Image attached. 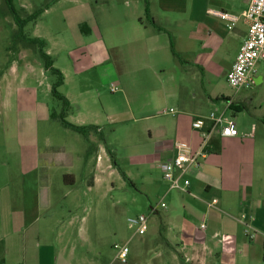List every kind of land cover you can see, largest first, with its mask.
<instances>
[{
  "label": "crops",
  "instance_id": "0c3cea01",
  "mask_svg": "<svg viewBox=\"0 0 264 264\" xmlns=\"http://www.w3.org/2000/svg\"><path fill=\"white\" fill-rule=\"evenodd\" d=\"M99 1L106 9H101L97 17L93 2ZM112 1L58 0L38 20L40 23L50 13L56 15L64 9L62 20L54 21L53 29L67 32L78 42L70 51L68 69L59 68L65 79L59 89H65L62 95L71 104L68 116L77 118L73 122L77 126L96 127L98 131L87 140L88 144L97 145L94 134L102 135L106 124L123 121L105 108L89 104L93 79H97V86L111 84L118 88V83L125 90L124 78L132 76L131 97L133 102L140 103L136 105L138 112L147 107L157 108L159 100L175 107L165 112L173 116V121L159 122L147 129L149 140L156 143L157 168L174 157L171 144L177 140L188 141L204 154L199 167L184 176L190 181L188 192L167 189L164 194L173 205L164 209L163 226L168 231L173 229L177 248L166 237L168 248L155 258L141 260L150 243L145 238L148 232L144 236L132 235L125 240L129 241V260L132 264H155V259L157 264H262L264 119L260 127L254 123L240 129L237 116L248 108L247 103L211 89V75L216 73L226 79L247 37L246 23L241 19L229 30L218 18L205 21L198 14L195 19L187 18L180 5L162 0L161 21L155 19L150 6L154 25L144 19L145 0H119L122 10H111ZM31 6L24 4L20 8L29 13L42 6V0ZM244 11L237 6L225 12L241 16ZM6 15L0 13V27L2 16ZM82 25L87 26L89 34L82 33ZM171 45L182 61L173 56ZM47 53L54 58L49 50ZM2 66L0 51V119L4 118L0 120V264H89L82 254L67 249L72 224H61L62 219L52 210V193L59 183L56 178L62 165L57 164L55 157L62 153L53 150L55 147L47 137L43 145L41 142L40 123L51 120L50 109L36 105L37 109L29 114L27 104L22 103L13 122L14 67L3 70ZM41 76L46 77V72ZM263 84L264 73L259 74L256 68L255 85ZM125 98L129 103L130 97ZM211 113L234 119L239 136L223 137L221 127H217L203 144L193 122ZM151 117L136 121H148ZM187 124L190 126L186 127ZM210 125L207 121L206 129ZM211 153L216 158H211ZM100 158L103 160L102 155ZM215 199L218 203L208 207ZM194 222H199V226L195 227ZM202 224L205 229H201ZM109 264H114V260Z\"/></svg>",
  "mask_w": 264,
  "mask_h": 264
},
{
  "label": "rangeland",
  "instance_id": "374dc122",
  "mask_svg": "<svg viewBox=\"0 0 264 264\" xmlns=\"http://www.w3.org/2000/svg\"><path fill=\"white\" fill-rule=\"evenodd\" d=\"M38 1L41 2V0H13V5L20 10L21 5L27 4L33 7L38 4ZM147 1L149 10L150 6L153 9L155 19L161 21L164 18L162 0ZM0 2L2 4L0 13L7 14L4 0ZM51 4L53 0H42V6L32 8L29 13L46 5L50 7ZM170 4L180 5L187 18L195 19L198 14L205 21L209 18H218L210 14L211 10L231 11L237 6L242 9L247 8L244 0H170ZM93 5L97 17L101 9H106L103 8L104 4L101 1L98 4L93 2ZM119 5V0H114L110 9L122 10ZM63 10L56 15L50 13L44 17L43 21L38 22L39 24L28 25L25 32L31 38L39 37L47 40L45 51L49 50L54 55L53 60L58 61L54 67L65 70L71 62L69 60L70 51L76 47L78 42L72 36L70 38L67 32L58 33L53 29V24H55L53 22L59 23L62 20L63 12L65 13ZM144 19L149 21L146 16ZM2 20L0 27L2 67L3 70L7 66L13 65L14 67L11 77L13 122L18 113L17 108L22 103L27 104L30 109L29 114H32L38 105L39 107L48 106L50 111L60 113L62 104L52 96L50 91L56 77L50 73L42 77L41 74L45 70L35 49L15 41L14 35L18 30L15 18L7 14L2 16ZM114 63L116 64L115 60ZM257 69L259 74L264 73V62L259 63ZM211 76L213 91L220 95L234 97L237 102L247 103L248 108L237 116L240 129H247L254 123L257 127L262 126L264 84L255 85L253 89L242 90L236 94L224 77L216 73ZM131 79L132 76L124 78V83L127 85L125 90L115 83L119 88L117 93L111 92V84L100 87L96 85L97 79H93L94 87L91 89L94 91L89 98L91 100L89 104L105 108L110 115L116 114L123 121L106 124L102 135L95 137L94 134V142L98 146L88 144L86 138L64 128L59 122L50 120L40 123L42 145L44 138L47 137L52 142L51 145L55 147L53 150L62 153L55 157L59 162L56 161L57 164L62 165L58 169L59 173L56 178L59 183L54 186L55 190L52 193L55 206L52 210L57 213L58 218L62 219L61 224L69 222L72 224L73 229L70 231L72 238L67 244V249L75 250L78 255L82 254L89 264L112 262L116 253L113 246L125 242L134 233V228L129 225L128 220L140 215L148 217L149 231L145 238L150 239L149 245L141 255V260L155 258L158 252L168 248L166 237L171 240L172 247H176L173 229L168 231V228L163 226L166 211L161 208L162 202L168 206V209L173 205L171 198L164 196L167 189H170V184L156 166L157 159L154 156L156 143L154 140H149L147 133L150 126L159 122L173 121V116L165 114L173 106L163 105L159 100L157 108L147 107L145 111L144 108L138 112L136 105L140 103L133 102L131 97L133 95ZM207 85L206 81V87ZM58 91L61 94L66 93L64 88ZM125 97H130L129 103ZM150 104L146 103L148 106ZM149 116L152 117L148 121H136V119ZM67 121L74 124L77 118L69 114ZM188 126L190 125L187 124L186 127ZM101 155L103 160L100 158ZM211 158H216L215 154L211 153ZM99 163L100 165L97 166ZM71 174L74 177L70 176L67 182L72 181L75 185L66 184L65 186L63 178ZM194 223L195 227L199 226V222ZM154 262L157 264L159 261L155 259ZM114 264L121 263L114 261ZM128 264H132V259Z\"/></svg>",
  "mask_w": 264,
  "mask_h": 264
},
{
  "label": "built area",
  "instance_id": "2783aa9c",
  "mask_svg": "<svg viewBox=\"0 0 264 264\" xmlns=\"http://www.w3.org/2000/svg\"><path fill=\"white\" fill-rule=\"evenodd\" d=\"M247 8L237 16L225 11H210V14L218 17L225 22L226 27L232 30L241 19L248 27V34L240 47L239 53L231 69L226 75V81L229 87L239 93L242 90L251 89L255 85V74L257 65L264 62V0H244ZM111 92H118V88L111 87ZM232 101L228 102L231 106ZM228 106V107H229ZM207 121L210 127L206 129ZM221 127L223 137L234 138L239 136V130L234 119L227 118L224 114H209L207 117L197 118L193 122V128L201 133L203 144L209 139L211 132ZM174 157L159 165L164 178L170 184V190L187 193L190 187V181L184 179V176L192 169L199 167V162L204 154L202 150H197L188 141L177 140L172 144ZM218 203L215 199L208 207H213ZM166 204L161 203V208L166 209ZM129 225L134 228L133 236H144L149 229L148 217L140 215L128 220ZM205 224L201 229H205ZM115 250L114 261L121 264H127L129 261L130 247L129 241L118 243L113 246Z\"/></svg>",
  "mask_w": 264,
  "mask_h": 264
},
{
  "label": "trees",
  "instance_id": "16d2710c",
  "mask_svg": "<svg viewBox=\"0 0 264 264\" xmlns=\"http://www.w3.org/2000/svg\"><path fill=\"white\" fill-rule=\"evenodd\" d=\"M57 1L58 0H53V3L57 2ZM145 5H146V15L145 16H146L147 20H149L150 22H152V24L155 25V23L153 22V19L151 18V15H150L147 0H145ZM4 8H5L7 14H10L15 18V21L17 23L18 30L14 35L15 41L21 42L27 47H33L36 51L38 58L40 59V61L43 64V68H44L45 72L50 73L51 75L56 77V80L52 86V96L61 102L62 108H61L60 113H57L54 110L50 111L51 120L59 122L64 128L69 129V130L83 136L84 138L88 139V137L90 136V134L92 132H97L98 130L94 126H77V125H74V124L67 121L68 113L71 110V104H70L69 100L64 95L59 93V91H58L59 88L64 85V81H65L64 75L59 69L54 67L53 58L45 51V49L47 47L46 40L39 38V37H32L31 38L25 32V29L28 25L36 24L38 22V20L41 18L44 11L49 8V5H46L45 7H42L39 9H36L33 13L29 14L23 8H21L20 10H17L13 5V0H4ZM86 28H87L86 25L81 26L82 33L87 35L90 32ZM171 50H172L173 56L175 58L181 60L180 56L174 50L173 45H171ZM222 99L225 100L227 98H222ZM69 177L70 176H64V178H63L64 183H66L68 185H72V181H70L71 183L67 182V179ZM263 262H264V253H263Z\"/></svg>",
  "mask_w": 264,
  "mask_h": 264
}]
</instances>
